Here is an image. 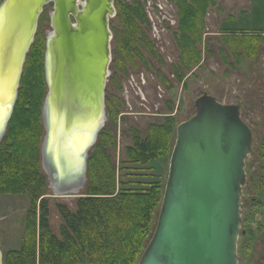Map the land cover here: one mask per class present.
<instances>
[{"label": "water", "instance_id": "water-1", "mask_svg": "<svg viewBox=\"0 0 264 264\" xmlns=\"http://www.w3.org/2000/svg\"><path fill=\"white\" fill-rule=\"evenodd\" d=\"M47 4H51V30L43 59L46 93L40 165L50 196L78 197L86 182L88 152L105 121L114 0L1 1L0 141L38 18ZM194 107V114L175 128L155 227L137 264H238L251 130L240 117L239 103H222L202 92ZM58 147L74 148L82 157L80 174L70 181L59 179L52 165L51 155Z\"/></svg>", "mask_w": 264, "mask_h": 264}, {"label": "trees", "instance_id": "trees-1", "mask_svg": "<svg viewBox=\"0 0 264 264\" xmlns=\"http://www.w3.org/2000/svg\"><path fill=\"white\" fill-rule=\"evenodd\" d=\"M174 3L178 23L172 36L179 55L172 71L181 82L185 72L199 66L205 16L216 3L215 0H174ZM48 7L51 4L43 7L37 30ZM115 7L121 23L130 28L127 33L133 39L138 22L146 20L140 1H118ZM37 30L25 57L17 98L0 141V194H26L30 199L20 245L17 249L3 251V264H137L152 235L163 184L154 177L145 181L132 178H149L150 173L145 171L153 168L152 161L168 155L175 124L172 104L167 102L169 112L162 122L149 123L144 131L129 128L131 141L123 147L117 168L110 150L116 147L113 130L123 102L105 89L107 121L88 152L83 191L73 206L55 202L59 224L53 229L47 178L40 165L44 133L41 106L46 83L45 39ZM221 33L222 43L235 60L253 57L257 45L264 40L260 30ZM118 37L119 33L116 39ZM125 45V50L121 46L112 60L115 71L122 74L126 73L127 63L134 65L128 49L131 44ZM219 53L226 62L225 53L222 50ZM116 72L107 80L114 90L120 88ZM162 81L167 89L173 86L168 80ZM262 151L264 171V143Z\"/></svg>", "mask_w": 264, "mask_h": 264}, {"label": "rangeland", "instance_id": "rangeland-1", "mask_svg": "<svg viewBox=\"0 0 264 264\" xmlns=\"http://www.w3.org/2000/svg\"><path fill=\"white\" fill-rule=\"evenodd\" d=\"M160 2L161 7L167 11L168 18L174 17L176 14L174 0H160ZM215 2L216 5L210 7L205 16L206 27L199 46L201 50L199 66L186 74L185 86L178 84L171 76V66L177 50L171 42L170 34L167 45L169 57L166 67L169 82H174L170 91H166L160 85L159 80L151 77V73L145 72L141 66H139L138 72L132 73L134 78L130 82L129 78L123 79V90L118 91V94L124 98L125 103L116 120V129L113 131L116 147L110 150V153L114 166L118 168L122 149L131 141L129 128L134 127L144 131L148 123L162 122L163 114L169 112L165 101H170L173 107L171 114L175 119V124L172 130L169 153L166 157L152 161L153 168L145 171L150 173L149 178H132V180L145 181L154 177L163 184L164 188L169 156L175 140V128L179 122L194 114L196 97L202 92H206L215 96L222 103H239L241 106L240 117L251 130V152L244 162L245 180L241 194L242 224L237 243L238 264H264V171L262 169L264 40L257 45V52L253 57L235 60L225 50L219 35V31L225 32L227 30H260L264 35V0H215ZM50 10L51 7L45 9V15L40 21L41 25L38 30L36 29L37 34L43 39L51 30L49 25ZM169 23L168 31L170 32L175 28V25L171 24L170 21ZM237 47L239 49L240 46ZM219 49H224L225 53L227 52L228 59L226 62L220 58ZM110 67L111 65H109V71H111ZM142 74L145 84L140 80ZM105 89L107 92H112L107 84ZM48 193L50 223L52 228L56 230L59 217L54 208L55 202L73 206L76 197H52L49 188ZM29 202L30 199L26 194H0V249L2 251L19 247ZM158 211L159 208L155 210L150 234L154 230Z\"/></svg>", "mask_w": 264, "mask_h": 264}, {"label": "flooded vegetation", "instance_id": "flooded-vegetation-1", "mask_svg": "<svg viewBox=\"0 0 264 264\" xmlns=\"http://www.w3.org/2000/svg\"><path fill=\"white\" fill-rule=\"evenodd\" d=\"M118 1L128 2V3L130 2V0H114L115 15L109 20V28L111 31V43H110V49H111V62H110L111 71L110 73L111 74L110 75H112L113 72H116L114 67L112 66V60L114 58V55L116 53H119L121 46H124V50H125V47H126L125 44L127 42L131 44L130 46H128V49H129L130 55L133 56L132 59H133L134 65H132L131 63L130 64L127 63L125 74L116 72L117 77L119 78V83H120V88L118 90H114L111 83H109L108 81H107V85L112 90V92L109 91L108 93H113L114 95L119 97V99L122 100L123 106H124L125 100L122 96L118 94V91L123 90V79L129 78V82H130L132 78H134L132 73L138 72L139 66L143 67V70L145 72H150L151 77H154L155 79L159 80L160 85L163 86V88H165L166 91H170L173 88L174 86L173 81H172L173 86L170 89H167L164 86L162 80H168V81L170 80L166 74V67H167L168 57H169L167 53L169 34L171 35V42L174 44L175 49L177 50V54H176V57H175V60L172 66L178 64L179 50L176 47L173 36H172V32L176 30L178 22H177L176 14L174 17L171 16V19L168 18V13L165 9L161 7L160 0H139L142 6L143 12L145 14L146 20L142 23L138 22V24L136 25V30L137 29L138 30L137 31L135 30L136 33L134 32V38L131 39V37L127 33L130 28L124 26L121 23L119 17L117 16V9L115 7V2H118ZM156 2H159L160 5L159 3H156ZM169 21L171 22V24L175 25V28L172 29L170 32L168 31L169 29L168 25L170 24ZM118 33H119V37L118 39H116ZM133 47H134V51H133ZM136 52L138 54H136ZM172 66H171L172 79L175 80L178 84H182V85L183 83H185L184 79L186 77V74L191 72L194 68L198 67V66L192 67L190 71L185 72V76L183 77L182 81L178 82L172 71ZM142 77H143V74L142 76H140V80L142 81L143 84H145V80ZM167 102H170V101H165V103ZM120 113H121V109H120V112L118 113V117ZM163 115L165 116L167 115V113ZM106 121H107V118H106V113H105V121H104L103 126L106 124ZM115 129L116 128H114L113 131H115Z\"/></svg>", "mask_w": 264, "mask_h": 264}, {"label": "bare ground", "instance_id": "bare-ground-1", "mask_svg": "<svg viewBox=\"0 0 264 264\" xmlns=\"http://www.w3.org/2000/svg\"><path fill=\"white\" fill-rule=\"evenodd\" d=\"M4 121V111L0 107V129ZM52 165L59 179L70 181L80 174L82 157L79 151L74 148L58 147V150L51 155Z\"/></svg>", "mask_w": 264, "mask_h": 264}, {"label": "crops", "instance_id": "crops-1", "mask_svg": "<svg viewBox=\"0 0 264 264\" xmlns=\"http://www.w3.org/2000/svg\"><path fill=\"white\" fill-rule=\"evenodd\" d=\"M215 3H216V2H215ZM215 5H216V4H215ZM207 14H208V13H207ZM226 22H229V21L226 20ZM226 22H225V23H226ZM225 23H224V24H225ZM222 25H223V24H222ZM219 32H220L219 35H221V34H222L221 32H223V31H219ZM220 50H222V51L225 53L224 49H219V51H220ZM225 50H226V47H225ZM219 56H220V53H219ZM225 56H226V58L228 57V56H227V52L225 53ZM220 58H221V57H220ZM227 59H228V58H227ZM222 61H223V60H222Z\"/></svg>", "mask_w": 264, "mask_h": 264}]
</instances>
